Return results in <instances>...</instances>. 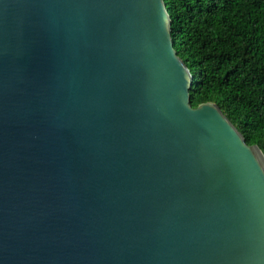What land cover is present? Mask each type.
<instances>
[{
	"label": "water",
	"instance_id": "water-1",
	"mask_svg": "<svg viewBox=\"0 0 264 264\" xmlns=\"http://www.w3.org/2000/svg\"><path fill=\"white\" fill-rule=\"evenodd\" d=\"M163 0H0V264H264V154L192 106Z\"/></svg>",
	"mask_w": 264,
	"mask_h": 264
},
{
	"label": "trees",
	"instance_id": "trees-1",
	"mask_svg": "<svg viewBox=\"0 0 264 264\" xmlns=\"http://www.w3.org/2000/svg\"><path fill=\"white\" fill-rule=\"evenodd\" d=\"M192 106L217 104L264 154V0H163Z\"/></svg>",
	"mask_w": 264,
	"mask_h": 264
}]
</instances>
